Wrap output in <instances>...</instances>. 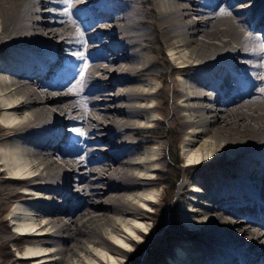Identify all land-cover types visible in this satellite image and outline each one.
<instances>
[{
  "label": "bare ground",
  "instance_id": "1",
  "mask_svg": "<svg viewBox=\"0 0 264 264\" xmlns=\"http://www.w3.org/2000/svg\"><path fill=\"white\" fill-rule=\"evenodd\" d=\"M262 39L264 0H0V247L264 264ZM165 115L184 165L161 221Z\"/></svg>",
  "mask_w": 264,
  "mask_h": 264
},
{
  "label": "rangeland",
  "instance_id": "2",
  "mask_svg": "<svg viewBox=\"0 0 264 264\" xmlns=\"http://www.w3.org/2000/svg\"><path fill=\"white\" fill-rule=\"evenodd\" d=\"M260 43H259L258 47L261 46L260 48L264 49V39H262V41ZM263 56H264V54H263ZM261 63L264 66V58L262 59ZM262 77L264 78V74L262 75ZM259 88L261 90L264 89V84L261 85ZM71 92H73V91H71ZM263 95L264 94L261 93L258 96L259 100L262 101V102H264V96ZM85 102H86V100H85ZM168 117H169V115H165L164 118L161 120V124H159L157 126H154L155 128L156 127L159 128L160 132L162 133V136L168 135L169 138L176 145V146L175 145L171 146V148H169L170 150L166 149L165 156H166V159H167L166 160L167 161L166 162L167 165H166V169L160 174V176H163V177H160L163 180H162L161 184L159 185V189H160L162 195H164V193L166 192L167 196H168L167 197V201L164 202L163 207H162L163 209L160 212L162 214V216L158 217V219L160 218L161 221H164L166 219V217H167V209H168L169 205L175 200V198L177 196L178 185L180 183L181 178L183 177V167L182 166L184 165L183 164L184 162L180 158L179 142H177V140H174V138L176 139V136L172 132L171 129H169V132H168V126H167L166 121H165L166 118H168ZM155 133H156L155 130L153 131V129H152V130H150V133H148L147 135H149V137H151V136H154ZM177 159H179V160H177ZM205 174H207V173H205ZM258 218L263 220L264 219V213H262L261 217H258ZM169 230L171 232H173V233H176V234H177V232H181L183 234V229H180L178 227H175V228L172 227ZM157 231H158V234L160 236H164L165 232H166L165 231V225L162 224L161 227ZM151 241H152V239H148V242L146 244L149 245L151 243ZM17 242H18V245L19 244L23 245L25 240L23 241V238H21V239H18ZM15 245H16V242H12V243H9V247L8 248H1L0 247L1 259H2L3 264H21L20 262L16 261L19 253L16 250L17 249V245L16 246ZM139 246H140L139 247L140 251H138V252H134L132 250L133 247L129 248L132 251L131 252L132 254H130V257L136 261L135 264H141V259L145 258L147 256L146 246L145 245H141V244H139ZM123 264H130V260H129L128 257L124 258Z\"/></svg>",
  "mask_w": 264,
  "mask_h": 264
},
{
  "label": "snow or ice",
  "instance_id": "3",
  "mask_svg": "<svg viewBox=\"0 0 264 264\" xmlns=\"http://www.w3.org/2000/svg\"><path fill=\"white\" fill-rule=\"evenodd\" d=\"M62 3L66 4V5H69L70 4V0H62ZM65 11H67V9H65ZM81 35H82V33H81ZM81 43H85V42L84 41H81ZM80 55H81V58H83V54L81 53ZM86 66L87 65H85V67Z\"/></svg>",
  "mask_w": 264,
  "mask_h": 264
}]
</instances>
